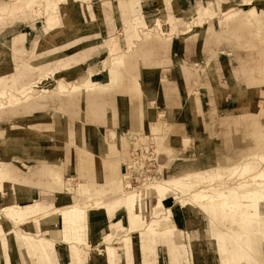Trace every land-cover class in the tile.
Returning <instances> with one entry per match:
<instances>
[{"label": "rangeland", "instance_id": "obj_1", "mask_svg": "<svg viewBox=\"0 0 264 264\" xmlns=\"http://www.w3.org/2000/svg\"><path fill=\"white\" fill-rule=\"evenodd\" d=\"M125 1H130L132 7L126 9ZM220 1V8L215 9ZM212 3L210 13L209 9L203 11L206 14L198 10L200 5ZM135 6H140L136 14ZM0 7V224L10 217L21 222L31 212L19 206H3L19 204V191L30 186L51 188L45 178L39 183L17 178L12 184L11 169L24 175L42 164L63 167L66 162L68 170L63 181L70 193L75 184L91 179L86 177L85 172H91L83 163L84 173L78 174L77 163L81 149L91 152L97 140L103 155L92 153V178L100 159L116 162L113 174L118 186L114 190L112 185L113 191L128 199L137 194L136 201L129 200L131 205L148 202L149 208L141 209L146 218L151 215L150 207L158 206L161 198L173 193L180 194L182 206H209L220 202L223 193L242 197L264 189V178L248 181L253 175L264 176L260 172L264 164L259 163L258 171L241 164L242 157L257 148L256 123L264 130V0H0ZM52 28L61 35L52 33ZM22 34L25 41L20 48H1L2 43ZM49 34H54L53 39ZM117 44L118 50L113 47ZM103 61L119 69L124 78L107 93L100 96L96 90L88 98L85 90H95L86 83L88 79L103 85L110 81ZM131 72L141 86L137 102L127 95ZM145 84L161 92L158 104H150ZM163 94L170 102L188 100L182 112L189 118L194 116L191 123L195 122V131L200 132L202 140L197 151L191 149V141L179 138L177 144L173 140V133L185 132L184 124L190 123L180 121L174 125L167 120ZM225 101L228 103L223 105ZM110 136L113 143H108ZM257 141L259 149L264 148V132H258ZM134 153L138 158L136 170H126ZM125 174H132L133 188L126 186ZM86 192H90V198L103 193L92 192L90 186ZM117 198L109 195L105 201L113 203ZM258 198L259 216L264 215V197ZM76 201L83 199L74 194L64 205ZM97 202L91 199L61 211L65 222L84 219ZM202 214L194 220V227H207L214 238L223 239L221 230H240L218 208L212 214ZM10 225L4 231L11 258L15 252L25 264ZM62 227L60 219L41 225L43 231H59ZM95 231L102 237L110 232L114 242L125 236V231ZM47 233L50 238L52 233ZM132 237L135 243V235ZM87 241L91 247L83 263L90 262L93 251L106 246L103 240L91 238L88 230ZM190 244L187 238L182 248L183 263L221 264L217 247L197 260ZM162 245L158 241L153 247L151 258L156 264H167L170 259ZM260 245L264 249V243ZM0 251L5 256V250ZM133 254L144 259L139 247L133 248ZM129 262L139 264L134 257Z\"/></svg>", "mask_w": 264, "mask_h": 264}, {"label": "crops", "instance_id": "obj_2", "mask_svg": "<svg viewBox=\"0 0 264 264\" xmlns=\"http://www.w3.org/2000/svg\"><path fill=\"white\" fill-rule=\"evenodd\" d=\"M189 2H191V0H189ZM129 3L130 1H125L126 9L132 7V4ZM213 6V3L206 7L200 5L198 10H202V14H206L203 11L209 9L210 13V8L214 9ZM220 6L221 1L218 5L215 3V9L220 8ZM133 9L136 14L140 6H135ZM24 41L25 35L22 34L21 37H15L11 42L6 41L2 43L1 48H7L9 45L19 46L20 48ZM113 47H116L115 49L117 50L119 49L118 44L113 45ZM105 61H103V69L109 72L110 81L107 85H103L94 83L88 79L86 83L95 88L94 91L91 89L85 90L88 98L92 97L96 90L100 92V96L102 92L107 93V90H110L109 88L112 89L117 87L122 77L124 78L119 69L115 70L112 68V65L105 64ZM62 65H66V63ZM62 65L59 66L62 67ZM106 70H103L102 73H105ZM100 77L104 78L102 75ZM129 82L127 95L131 98L132 102H137L141 98V86L132 72ZM61 84L67 87L64 83H60V85ZM145 88H147L145 90L150 104H158V100L161 98V92L157 91L156 88L154 90V88H151L148 84H145ZM28 89L31 90V88ZM180 99L181 101L174 99L173 102H170L163 94L162 105L166 110L167 120L173 122L174 125H178L179 123L177 122L180 121H188L190 123L184 124L183 129L185 132H174L173 140H175L177 144L180 141L179 138H182L181 141H191V145H193L191 149L197 151L202 147V140L199 135L200 132L195 131V122L191 123L194 119L193 114H191L192 118H189L182 112L188 100L184 101V98ZM203 102L202 99V107L205 104H203ZM225 103L228 102H222L223 105H225ZM227 106L229 105L227 104ZM104 113V110L103 112L101 111V117L104 116ZM258 132H264L259 122L256 123L254 132L257 148L250 155L242 157L243 162L241 164H243L244 168L249 170L253 167L258 171L259 163L264 164V148L260 147L259 149L257 141ZM121 133L122 132H117L119 135ZM113 142L110 136V138H108V143ZM81 150L77 163L78 174L83 175L84 173L82 171L83 163L85 169L89 173L91 172V175L85 172L86 177H91V179L85 183L79 182L75 184L71 189L73 191L70 193L66 192V185L63 181L65 180L64 174L68 170L66 162L63 167L42 164L40 167L30 168V171L24 173V175H20L14 166L13 168H15V171L14 169L10 170L11 175L9 178L12 184L14 180L18 179L25 182L35 181L39 183L41 179L45 178L54 191L51 188L49 190L46 186L40 188L30 186L29 189L18 192L19 199L21 200L19 203L20 205L9 203L3 205L19 206L21 208L30 209L31 212L27 218L21 222H15L10 217L8 222L5 220V224H0V249L2 248V250H5V256H3L0 251V264H23L20 257H16L15 252L13 253V258H11L10 242L4 231V227H7L10 222L12 225L9 226L10 228L8 227L9 231L15 236L20 254L24 258V262L26 261L25 264H82L84 257L87 256V250L91 247L87 241V230L91 238L96 241L103 240L106 246L93 251V253H91L90 262H84L83 264H129L131 263L129 261L132 260V257H134L135 262L139 264H156V261L154 258H151V255L154 252L153 247L158 241L163 244V252L170 256V259L167 260V264H185V262L183 263L182 248H185L187 238H189L191 243L190 246H192L197 260L202 256L207 257L212 252L211 250L217 247L221 256V264H264V249H262L263 246L260 245L264 243V215L261 213L258 216L260 206L258 195L264 197V189H258L259 193L256 191L251 193L248 192L250 194L246 193L242 197L230 192L223 193L221 194L220 202L209 206H195L189 204L182 206L180 194L173 193L161 198L158 206L150 207L151 215L149 218H146L141 209L143 207L145 209L147 207L148 209V202L131 205L128 197L118 193L116 194V192L113 191L112 184L113 181L116 180L113 169L115 168L116 162H110L106 158L100 159L97 162L98 167L94 173L95 178H92L94 167L90 158L92 153L100 156L103 155L101 142L98 140L95 141V143L92 144L91 152H89V150ZM237 167L238 165L228 169ZM181 169L195 170V168L188 167H183ZM119 170L122 171L121 166ZM260 170V172L264 171L263 169ZM56 179H59V181H56ZM74 180L76 181V179ZM62 182L64 185H62ZM87 186H90L92 192L94 190H99L103 193L92 195L93 197L90 198V192H86ZM92 192L91 194H93ZM73 193L82 198L83 201H76L72 205L65 206L64 203L68 201V198L74 196ZM109 195H115L118 196V198L113 203H106L105 200ZM171 196H173L176 203L182 207L177 206V204L172 201ZM91 199H96L99 202H97L98 204L95 208L87 212L84 219H77L70 223L65 222L61 211L73 206L85 204ZM54 203L56 205H54ZM146 204L147 206H145ZM214 208H218L219 211L223 213L226 212L229 217L228 221H230L232 225H238L240 230L236 231L232 228L227 231L221 230V232H223V239H220V236L214 238L211 234V230H207V227L206 229L200 227L195 228L194 220H198V217H203L202 213L204 212H210L212 214ZM148 211L149 210H147V212ZM53 219L61 220L63 224L62 229L59 231H56V229L43 231L41 229L42 223ZM34 228H37L38 231L33 232ZM187 228H189L188 234H185L184 232ZM95 229H108L113 230V232L125 231V236L117 238L114 242L112 241L113 235H111L110 232L102 237L99 233H96ZM47 232L52 233L50 238L47 237L49 236ZM132 235H135V243L132 240ZM134 247H139V249L142 250L143 254H145L144 259L133 254Z\"/></svg>", "mask_w": 264, "mask_h": 264}, {"label": "bare ground", "instance_id": "obj_3", "mask_svg": "<svg viewBox=\"0 0 264 264\" xmlns=\"http://www.w3.org/2000/svg\"><path fill=\"white\" fill-rule=\"evenodd\" d=\"M38 1V0H37ZM42 1V0H41ZM45 3V2H44ZM3 8V7H2ZM2 8L0 7V10H2ZM53 10V9H52ZM94 23V22H93ZM70 25V24H69ZM67 26V25H66ZM65 28V27H64ZM72 28V27H71ZM60 30V29H59ZM63 31H64V29H62ZM57 31H58V29H56V28H52L51 29V32L52 33H57ZM49 33V32H48ZM64 33V32H63ZM57 34H59V33H57ZM48 35V34H47ZM54 35V34H53ZM53 35H51V34H49V38L50 39H53ZM59 35H61V34H59ZM47 37V38H48ZM48 41V40H47ZM46 41V42H47ZM52 42V41H51ZM7 56V55H6ZM76 72V71H75ZM76 75V74H75ZM2 93L3 92H0V94L2 95ZM0 171L2 172V165H0ZM264 172V171H263ZM10 175V174H9ZM0 177H1V174H0ZM255 178H264V176L262 175V173L261 174H259V175H253V176H251V177H249L248 178V181H252L253 179H255ZM123 179H124V182L126 183V186L128 187V188H133V186H131V184H130V182H128V181H126V180H128L129 179V177H127V176H125V175H123ZM113 186H114V190H115V186L117 185L118 186V183H117V181H114L113 182V184H112ZM112 186V187H113ZM117 189L120 191V189H119V187H117ZM117 193V192H116ZM248 194H250V193H248ZM210 199V198H209ZM129 200L130 201H136L137 200V194H132L131 195V197L129 198ZM211 200H213V199H211ZM199 203L200 202H204V201H200V200H197ZM208 201H210V200H208ZM89 203V202H88ZM92 203H94V202H92ZM23 210H29V209H23ZM73 210L76 212L77 210H75V207L73 208ZM79 212V211H78Z\"/></svg>", "mask_w": 264, "mask_h": 264}, {"label": "built area", "instance_id": "obj_4", "mask_svg": "<svg viewBox=\"0 0 264 264\" xmlns=\"http://www.w3.org/2000/svg\"><path fill=\"white\" fill-rule=\"evenodd\" d=\"M133 155V158L132 160H130L129 164L126 165V170H130V171H135L136 170V163L138 161V158L136 157L137 154L134 153L132 154ZM140 166H144L143 164H140ZM125 176L129 177L128 182H130L131 186H133V182H132V174H125ZM150 178L147 179V181H149Z\"/></svg>", "mask_w": 264, "mask_h": 264}]
</instances>
